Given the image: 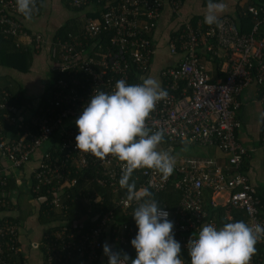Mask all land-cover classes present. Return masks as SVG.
Here are the masks:
<instances>
[{
	"label": "built area",
	"instance_id": "built-area-1",
	"mask_svg": "<svg viewBox=\"0 0 264 264\" xmlns=\"http://www.w3.org/2000/svg\"><path fill=\"white\" fill-rule=\"evenodd\" d=\"M165 2L179 17L182 0H69L72 7L84 6L85 12L81 13L91 12L94 16L85 17L80 29L67 33L65 37L55 34L47 37L25 26V17L17 11L16 0H0V42L11 40L15 48L29 50L35 55L46 50L49 69L59 74L55 83H49L52 84V89H48L51 97L43 100V93L40 94L37 103L34 102L37 112L32 114L22 113L16 105L9 103V92L0 84V110L4 111L3 116L0 115V208L9 203L5 191L7 178L13 175L18 184L21 182L20 168L32 157L39 158L40 148L45 146L55 129L61 137V149L67 148L65 157L76 156L71 163L72 169L78 171L86 169L91 162L97 164L99 174L88 181L111 189L115 195L114 208L119 215L137 206L136 201L127 200V194H119L123 189L119 184L122 163L111 156L104 160L88 159L76 147L75 137L79 132L68 126L81 115L83 106L98 90L111 93L120 79L128 84L143 82L150 71L154 53L152 34ZM242 12L253 20L249 31H241L235 17L228 14L219 18V25L204 24L200 18L193 25L190 19H186L181 21L167 43L169 53L180 54V59L162 68L161 77L170 79L163 88L168 95L157 104L147 125L153 131L163 130L164 141L169 144L179 141L214 144L227 155V163L223 166L212 161L195 166L193 160L188 161L189 165L175 166L178 175L174 186L180 192V200L172 211L162 208L169 213L168 219L174 222V238L181 249L187 248L190 238L198 237L203 225L220 228L204 207L205 190L211 194L212 205H215L214 196L226 195L225 204L243 211L249 225L264 227L256 188L241 169L244 160L249 158V150L237 138L240 122L235 116L241 105L238 96L244 88L256 83L262 89L261 146L264 155V35L260 32V25L264 24V4H250ZM218 50L227 54V74L224 79L212 81L200 58L204 54L217 55ZM133 74L137 76L136 80L131 79ZM180 84L182 86L176 93ZM15 121H22L20 125L24 126L35 125L37 132L28 129L17 134V139L12 138L10 133L4 132L3 123H18ZM63 160L58 161L46 153L36 161L32 170L34 192L40 186H48L54 194L52 203L55 205L58 204V191L69 181L60 172L65 168ZM138 171V177H134L138 192L148 188L158 193L170 185V176L164 177L150 169ZM83 199L88 206L85 217L99 218L95 227L80 235L83 243L87 242L86 246L91 248L86 261L82 260L80 264H88L97 256L99 258L96 238L102 232L111 231L112 227L106 222L112 211H96L102 208L103 198L99 194L92 200L83 195ZM95 204L100 205L96 207ZM227 218L230 219L231 215ZM77 227L69 232L68 227L63 226L55 232L54 242L45 245L48 262H60L63 256L72 254L80 232ZM17 229L18 226L8 217H0V264H16L12 255L17 251ZM127 229L128 226L124 225L120 233L124 235L126 231L130 234L132 230L128 232ZM121 241H125L124 236ZM256 247L264 248V240ZM78 250L79 258H83L84 251ZM250 264H261V257L254 255Z\"/></svg>",
	"mask_w": 264,
	"mask_h": 264
},
{
	"label": "clouds",
	"instance_id": "clouds-1",
	"mask_svg": "<svg viewBox=\"0 0 264 264\" xmlns=\"http://www.w3.org/2000/svg\"><path fill=\"white\" fill-rule=\"evenodd\" d=\"M16 5L17 11L29 21L38 11L37 0H16ZM224 9L223 3L208 0L204 22L219 25L218 13ZM167 95L151 77L138 84L120 79L113 92L98 90L92 94L75 121L79 130L75 137L77 149L100 160L111 156L120 161L123 166L119 184L127 190V200L137 202L132 216L138 231L131 240L136 257L114 251L105 242L102 247L108 264H184L169 213L159 206L148 188L138 192L132 179L134 171L140 169H150L164 177L174 172V157L158 151L164 131H153L147 125L151 113ZM261 240H264V227L243 220L225 223L219 229L206 224L197 238H190L187 249L191 264H250Z\"/></svg>",
	"mask_w": 264,
	"mask_h": 264
},
{
	"label": "trees",
	"instance_id": "trees-1",
	"mask_svg": "<svg viewBox=\"0 0 264 264\" xmlns=\"http://www.w3.org/2000/svg\"><path fill=\"white\" fill-rule=\"evenodd\" d=\"M64 7L69 11L70 16L68 19H66L55 31V35H59L62 37H65L67 33L76 31L77 29H80L82 25V21L85 17L88 16H94L93 13H81L85 12L84 6H81L79 8L72 7L69 4V0H61ZM183 1V0H182ZM258 1L260 4H264V0H255ZM254 1V2H255ZM256 3V2H255ZM94 4V3H93ZM43 0H37V8L38 11L42 9ZM100 4H97L99 6ZM95 6V5H94ZM96 6V7H97ZM243 9L239 12V15L237 16V19L239 20V28L241 31H249L252 26V18L251 16L245 15L244 12H242ZM75 13H81L74 15ZM200 18V16H194L190 19L191 23L195 25L196 20ZM203 20L202 18H200ZM204 22V20H203ZM204 24H206L204 22ZM260 32L261 35H264V24L260 25ZM175 35V32H172L170 35V38ZM36 55L32 53L29 50H22L17 49L14 47L13 42L11 40H3L0 42V66L15 69L22 73L29 72V69L32 65L33 58ZM48 75L51 80V83H55L56 79L59 77L58 73L54 69L48 70ZM8 75L0 76V84L7 89L9 92V103H12L13 105H16V107L21 111L22 113L24 111L29 112V114L36 113L37 109L33 105L34 99L31 97H28L24 94V91L21 86L18 88H10L8 85L9 81L7 80ZM137 76L132 75L131 79L136 80ZM162 89L165 87L167 83L170 82L169 78H162ZM51 84V85H52ZM51 85L48 86L47 90L44 91V93L41 95V98L43 100H48L51 97V94L48 89H52ZM182 84H180L179 88L176 93L180 90ZM3 110H0V115L3 116ZM76 119L74 121H71L70 126L68 128H71V130H74L75 132H79L78 127L75 123ZM18 123H3V128L5 133H10L12 138H18L17 134H22L24 130H32L34 132H37V127L35 125H20L19 121H15ZM164 145L170 146L174 144H169L165 141H163ZM176 144V143H175ZM62 141L61 137L57 133V129L54 130V132L50 135L49 139H47L45 146H42L41 153L38 154L39 158L41 155H45L48 153L52 158L56 160H63L64 169H60V172L62 175L66 176L68 178V182L65 184V186L62 187L60 191H58V204L52 203V200L54 199V194L51 190H49L48 186H40L39 190L35 191L33 190L35 186V181H33L32 172L30 175H26L24 172V167H21L19 171H21V177L22 180L18 184L16 177L13 175H10L7 178V185L5 186V191L7 192V199L9 200L8 205L1 207L0 211H4L9 208L11 205V197L14 191H20L21 186L20 184L23 182L25 183L26 180L30 179V184L28 188L29 196L39 201V222L43 223V225L46 226L45 232L43 234V238L41 240V251L43 253V260L44 264H80L82 260L86 261L87 253L91 251V248L89 246L87 247V242L83 243V238L80 237L81 234L88 232L91 228L95 227V225L98 224L99 218L96 220H92L91 218L85 217L86 215V209L87 205L84 202L83 195L88 199H93L96 194H99L103 198V202L101 203V209L98 208L96 211H102L103 213L111 210V216L110 219L106 222L108 226H111L112 229L109 232H102L98 235L97 243L98 248H96V255H99V258H97L88 264H108V257L104 255L103 253V247L102 245L107 242L109 245L112 246L114 251H123L127 253L131 258L136 257V250L131 245V240L136 236L138 227L135 223V220L133 219L132 213L136 206L131 207L128 209V212L126 214L120 213V215L117 213V210L114 208V198L115 195L112 193L111 189L107 186H100L96 183H92L88 181L93 176H96V174H99L97 164L94 162H91L89 166L86 169L83 170H76L75 168L72 169V160L76 157L75 155H71V157L66 158L65 157V151L67 150L66 147L62 148ZM86 157L94 159V156L90 153H85ZM34 158V157H32ZM35 159L36 161L39 160ZM94 161V160H93ZM62 163V164H63ZM248 163L249 158H246L243 162V165H241L242 171L248 170ZM96 165V166H95ZM77 171V172H76ZM139 175V171L136 170L133 173L132 179L134 180V177ZM177 172L174 168V172L172 175H170L171 181L170 185L166 188V190L155 193L154 198L158 201L160 207H166L169 210H174L176 205L178 204L180 200V192L175 188L174 181L177 177ZM85 178H87V181H85ZM72 180H75V183L72 182ZM27 182V181H26ZM137 189V184H136ZM256 192L258 194L260 203H259V212L264 217V194L256 189ZM119 194H127L126 189H121ZM92 203V201H91ZM100 203V202H99ZM100 204H95V206H99ZM91 206V205H90ZM89 206V207H90ZM94 206V205H93ZM94 206V210H95ZM205 209L208 211V216L210 218H213L217 221L218 225L222 227L225 223L229 222H235L243 220L246 223H248V218L244 214L243 211L232 209L230 206H220V207H205ZM94 214V211L92 212L91 216ZM231 215V219L226 218V215ZM8 219L15 223L18 226V222L16 219L9 218ZM128 226V232L132 230L130 234H127L126 231L124 235H122L120 232L123 229V226ZM68 227L69 232L74 230L75 226L77 227L80 232L79 235H77V239L75 244L76 248L72 252V254L69 257H62V261H49L46 254V248L45 245L49 243H53L55 240V232L63 227ZM115 229L116 232H112V230ZM124 236L125 241H121V237ZM80 237V238H79ZM16 248L18 246V242L16 243ZM79 248H81V251H84L85 255L83 258H79ZM257 248V255L258 257H262L264 248L263 247H256ZM94 249V248H93ZM45 252V254H44ZM16 254L17 251L13 252L12 255V261L16 264H22V259L16 260ZM181 258L184 262V264H191V258L188 254V249L182 248L181 251Z\"/></svg>",
	"mask_w": 264,
	"mask_h": 264
},
{
	"label": "crops",
	"instance_id": "crops-1",
	"mask_svg": "<svg viewBox=\"0 0 264 264\" xmlns=\"http://www.w3.org/2000/svg\"><path fill=\"white\" fill-rule=\"evenodd\" d=\"M254 1L255 0H215V2L225 5L224 11L218 13L219 18L227 14L232 15L235 17L238 27L239 20L237 16L239 12L250 4H260L258 1H255L256 3ZM207 2L208 0H183L179 10V17L171 12V8L166 2L163 4L160 17L158 18L157 25L152 34L154 53L151 60L150 71L145 78L151 77L155 79L162 87V68L173 65L180 59V54L173 55L168 51L167 43L171 33L177 30L182 20L191 19L194 16H200V18L204 20V15L207 11ZM44 4L46 6H51L52 10H56L59 13L63 10L69 13L61 0H43V5ZM43 12L46 16L47 14L44 8L40 9L39 12H34L32 20L29 21L25 19V26L31 31H40L45 34V36L50 37L49 34H47V25L44 23L45 18L41 16ZM69 17H71L70 13L66 19ZM64 21L54 19L51 22L49 26L51 36L55 34L56 29ZM201 56V64L212 81L221 80L226 77L228 57L223 50H218L217 55L204 54ZM49 67L50 62L47 51L44 50L33 58L29 72L22 73L15 69L0 66V76L8 75L7 79L9 78L8 85L10 88H18L21 86L26 96L36 100L37 96L39 97L40 94L47 90V88H44L46 84L45 79L44 81H42V79L45 74H48ZM32 70L40 72L35 73L40 74V78L38 75L36 76L35 82L30 78L34 75ZM46 85L48 86L49 83ZM261 92L262 89L259 88L256 83H252L244 88L238 96L241 105L235 111V116L240 122V127L236 132L237 138L242 145L249 150V163L246 173L255 188L264 194V155L261 146L263 104L260 100ZM186 145L193 149V152L189 155H186L189 153L188 151L185 152L187 150L185 149ZM159 148L161 151L168 152L173 157L177 149L183 148L179 160H175V166L181 164L189 165L188 161L192 160L196 162L195 166L197 163L203 164L207 161H212L222 166L227 163V155L214 144L197 145L179 141L167 147L164 143H161L158 146V151ZM35 159L36 158H32L24 166V172L27 176L30 175L37 165ZM29 180L30 179L26 180L27 182L25 181V183H23V181L20 184V186L22 185L20 191L13 192L11 197L12 200H10L11 205L8 209L0 211V217H9L16 219L18 222L17 241L19 247H17L16 260L22 259V264H44L40 244L46 226L39 222V201L30 197L27 191L30 184ZM203 194L204 207L212 208L226 205V195L214 196L213 200L215 205H212L210 192L205 190ZM218 199H220V202ZM261 264H264V252L261 257Z\"/></svg>",
	"mask_w": 264,
	"mask_h": 264
},
{
	"label": "rangeland",
	"instance_id": "rangeland-1",
	"mask_svg": "<svg viewBox=\"0 0 264 264\" xmlns=\"http://www.w3.org/2000/svg\"><path fill=\"white\" fill-rule=\"evenodd\" d=\"M46 4V3H45ZM43 5L42 8L45 9V13L47 14L46 16L44 15V12L42 13L41 16H43L44 19V23L47 25V34H49V36H51V30L49 28V26L51 25V22L54 20V19H58L59 21H64L68 16H69V13L66 12L65 10H63L62 12H57L56 10H52L51 6H46V5ZM54 5V4H53ZM55 6V5H54ZM46 7V8H45ZM67 16V17H66ZM66 17V18H65ZM35 68V67H34ZM32 73L34 74L33 76H31L30 78H32V81H36V76L38 75V77L40 78V74H35V73H40V72H37L36 70H32ZM43 73V72H42ZM44 78L42 79V81H44L45 79V83H51V80L49 78V75L48 74H45V76H43ZM38 78V79H39ZM9 80V78L7 79ZM45 84V87L44 88H48V86ZM35 85V84H33ZM41 90V89H40ZM42 91V90H41ZM40 93V92H39ZM38 97V96H37ZM36 97V98H37ZM38 100H35V104L37 103ZM182 149L183 148H179L176 150L175 154H174V159L177 161L179 160L180 156H181V152H182ZM187 149L185 152H189L187 153L186 155H189L190 153L193 152V149L189 148V146L186 145V148ZM219 149V148H218ZM220 150V149H219ZM159 151H161V149L159 148ZM218 201L220 202V199H218Z\"/></svg>",
	"mask_w": 264,
	"mask_h": 264
}]
</instances>
